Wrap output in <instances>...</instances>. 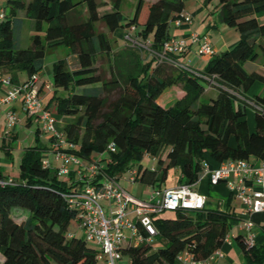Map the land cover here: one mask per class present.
<instances>
[{
  "label": "trees",
  "instance_id": "trees-1",
  "mask_svg": "<svg viewBox=\"0 0 264 264\" xmlns=\"http://www.w3.org/2000/svg\"><path fill=\"white\" fill-rule=\"evenodd\" d=\"M125 1L7 0L10 13L0 23V70L10 73L14 83L18 72L30 79L42 72L50 51L65 48L67 58L53 64L50 102L64 121L63 133L74 144L73 152L86 160L101 155L99 163H105L104 171L111 177L119 179L151 156L159 159V166L140 164L136 181L152 189L167 188L168 171L177 169V185L193 186L201 180L205 161L218 165L264 161V88L252 99L254 106L246 98L255 84L264 87V73L245 68L246 62L264 57V23L258 19L264 14V0H219L214 12L221 23L239 32L240 41L211 57L203 73L159 64L153 53L138 47L115 49L114 43L125 39L127 29L137 30L144 4L137 0L135 14L127 17ZM184 9L183 0H156L136 36L150 40L151 50L161 53L171 38L170 22ZM20 12L35 21V35L31 47L19 50L14 30L24 21ZM100 23L115 36L114 42L98 31ZM69 57L76 59L73 64ZM211 80L218 84V95L202 103ZM177 90L182 97L167 102ZM250 108L256 122L252 132L247 120ZM111 144L115 152L109 151ZM43 152L40 147L27 148L19 182L0 185V264H99L100 250L70 231L72 222L78 221V210L70 208L65 198L71 188L59 181L56 170L43 167ZM17 209L29 214L25 221L12 217ZM235 218L230 204L226 210L205 207L162 214L154 224L164 247L127 244L122 253L130 264H175L184 252L204 261L223 246ZM245 238L238 234L235 240L246 264H264V246L250 247Z\"/></svg>",
  "mask_w": 264,
  "mask_h": 264
},
{
  "label": "built area",
  "instance_id": "built-area-1",
  "mask_svg": "<svg viewBox=\"0 0 264 264\" xmlns=\"http://www.w3.org/2000/svg\"><path fill=\"white\" fill-rule=\"evenodd\" d=\"M5 18V11L0 12V23ZM189 15L180 14L170 22V26L180 27L183 23H191ZM126 34V44L138 47L153 53L159 64L189 69L179 62L189 49L184 39L172 37L164 44L161 53L151 50L152 42L144 41L134 33L136 27H131ZM192 42L198 44L197 54L200 57L215 56L210 38L207 35L195 34ZM176 56V57H175ZM37 76H33L24 84H14L10 76L0 70V84L8 87L7 93L0 97V109L6 108V124L14 128L19 123V117L13 108L16 101L21 102L22 113L31 119H37L42 131L51 135L52 151L56 160L61 164L56 168L58 176L69 177L72 170H76L78 183L73 184L65 198L70 208L78 210V228L87 242H95L100 246L98 260L105 264H121L124 258L122 248L127 244L140 246L152 244L158 237L154 220L166 212L174 211H201L206 206V197L193 190L191 185H177L173 188L152 189L148 198L137 199L130 195L120 184L119 179L109 176L105 166L96 160L87 161L73 152L74 144L67 141L64 133L57 129L58 116L56 107H45L40 99L37 87ZM49 88V86L47 87ZM55 106V105H54ZM115 152L114 144L108 147ZM235 160L219 164L212 168L204 162L202 178H208L212 184L224 182L234 197L241 200L248 213H264V161ZM46 169L54 167L48 160H43ZM127 181L135 182L138 177V168L128 172ZM15 183L0 180V185ZM135 215V220L131 219ZM246 243L254 246V225L246 221ZM228 238V235L226 239ZM222 256L220 251L215 252L207 260L198 261L189 252L179 255L177 260L183 264H210L211 261Z\"/></svg>",
  "mask_w": 264,
  "mask_h": 264
},
{
  "label": "rangeland",
  "instance_id": "rangeland-1",
  "mask_svg": "<svg viewBox=\"0 0 264 264\" xmlns=\"http://www.w3.org/2000/svg\"><path fill=\"white\" fill-rule=\"evenodd\" d=\"M25 1L28 2L30 0H25ZM155 1L156 0H144V4H143V7L141 9V12L139 15V20H138L139 29L143 28V26L146 22L150 7H151L152 3H154ZM183 1L185 2V5L187 6V8H189L191 10L192 9H194V10L198 9L199 7H204L205 5L209 6L210 13L212 14L210 16V18L212 20H216V19L218 20L219 19L218 13L214 12L215 11L214 8H215V6L218 5L219 0H212L211 2H207L208 0H183ZM136 6H137V0H126L123 4L124 14L128 17L133 16L136 12V8H137ZM106 8L108 9L110 7H106ZM0 9L5 11V14L7 16L9 15L10 6L8 5L7 0H0ZM81 12L83 14V17L87 16L86 8H82ZM207 14H208V12H206L205 17L207 16ZM19 17L23 18L24 21H23L21 27H17L14 30V39H15L16 49L20 50V49H27V48L31 47L32 37L35 35V21L27 18L25 16L24 12H20ZM97 28H98L99 32L106 33L108 35V37L111 39V41L114 42L116 40L115 36L113 34H111L110 32H108V29L106 28V26L103 23L98 24ZM45 29H46V25H44V30ZM174 30H175V26L171 25L170 26L171 36L173 35ZM126 33H129V32H126ZM214 37H215V39H217L219 36L217 35V38H216V36H214ZM114 45H115V49H119V48H121L127 44H126V40L124 39V40H120L118 43H114ZM148 56L149 55L146 52L143 53V57L145 59L148 58ZM66 58H67V50L65 48H59L55 51H50L46 56L44 68H43L41 74L39 73L40 81L37 84L38 88L41 87L43 84L45 85L44 86V93L42 96H40V99L42 100L43 104L48 103L54 95L53 86H52V84H53V64L60 59H66ZM201 59L204 61H207L208 57H203ZM67 60L70 64H73L76 59L74 57H69ZM178 60L180 62H183L184 58H182L180 56V57H178ZM263 60H264V57L261 56L260 59L257 60L255 64H253L251 62L246 63L245 68L247 70H249L251 68L257 70V69H259V66ZM207 63L208 62H206L205 66L202 69L197 68V67H193V66L192 67L194 69H196V71H198V73H203L205 71ZM96 64L98 66H100L101 61L98 60ZM103 69H105V70L108 69L107 64L103 65ZM20 77L22 80H26L28 75L26 73H21ZM211 85L215 86L214 83H212ZM48 86H49V88H47ZM170 92L171 91L168 90L163 95L161 100L162 101L165 100L166 96H168L170 94ZM59 94L63 95V91H61ZM201 102L206 103V100L203 99V100H201ZM52 107H55L54 104H52ZM249 111H250L249 116L251 117L253 111L251 108ZM63 127H64V121H61L57 124V129L61 133H63ZM38 129H40V125H39L37 120H34L30 127H27L25 125H19L18 126L17 131L19 133V138L14 143H12L13 160H9L6 157L5 151L0 149V171L3 173V175L5 177H8V178L10 177L12 179H19L20 161H21L23 152L25 151L26 148H29V147L46 148L44 150V152L42 153V157L48 158L50 163L52 164V166L54 168H56V167L58 168V163H56L57 161H54L56 159V157L53 154V152L51 151V147H52V142L50 140L51 135L43 132L38 137V135H37ZM52 156H54V157H52ZM166 156H167V152H164L161 155V157L164 161L166 160ZM140 164H143L145 167H148L150 169L157 168L159 166V159L157 157L146 156L141 162H139L138 164H135L133 166V168H138V166ZM128 172H129V170H126L119 177V181L125 187L126 191L130 195H132L133 197L140 199V200H144V199L148 198V196L150 195L148 192V186L141 184L139 181H135V182L127 181L128 176H129ZM178 175L179 174H178L177 169H170L168 171V178H167V182L165 184V187H167V188L175 187L177 185ZM206 184H208V185H206ZM216 186L224 189V191H226L228 196H229L230 190L228 189V186L226 183L209 184L208 178H202L196 185L193 186L194 191H196L200 194H201V192H203V193H205L206 197L209 198L211 203H210L209 208H207V209H218L219 207H224L223 205L225 204V201L228 199L227 195L223 197V196H221L220 193H218V191L215 190L214 187H216ZM205 187H206V189H205ZM241 203L243 206H245L242 201H241ZM169 214H170V212H166L163 214V216H167ZM28 216H29V214L26 211H22V210L17 209V210H14L12 212V217L17 222L25 221L28 218ZM135 217H136L135 215H131L132 220H135ZM69 229L72 232H76V234L78 236L82 237L83 233L81 232V230L79 231V229H78V221H73ZM89 244L93 247H96L98 250H100V246L97 243L90 242ZM152 244H153L154 248L158 249L160 247H164L166 245V242L162 238L157 237V239H155ZM124 258L126 259L127 262L130 261V258L128 256H124ZM1 261H2V257L0 256V262Z\"/></svg>",
  "mask_w": 264,
  "mask_h": 264
},
{
  "label": "crops",
  "instance_id": "crops-1",
  "mask_svg": "<svg viewBox=\"0 0 264 264\" xmlns=\"http://www.w3.org/2000/svg\"><path fill=\"white\" fill-rule=\"evenodd\" d=\"M1 11H3V10L0 9V12ZM206 12H208V14L205 17ZM182 13L185 15H189L192 18V22L189 24L183 23L180 27H175V30H174L172 37L184 39L189 44L188 51L186 52V54L181 56L182 58H184V61L183 62L179 61V62L188 66L189 68H191L195 72H198V71H196V69H194L193 67H197V68L202 69L205 66L206 62L209 61L210 58H208L207 61H204L201 59L203 57H200L197 54L198 44H194L192 42L193 35H195V34L207 35L210 38L212 47L215 51V55L231 49L233 46H235L240 41L239 32L235 28L229 27V26L221 23L219 19L218 20L217 19L212 20L210 18V16L212 14L210 13L209 6L205 5L204 7H199L198 9H195V10L192 9L191 10V9L187 8V6L185 5V9ZM258 19L261 23H264V14L260 15L258 17ZM138 30H139V27H137V30L134 33L135 35L137 34ZM128 31H129V29L126 30V32H128ZM217 35L219 36L218 38H217ZM214 36H216L217 39H215ZM260 57H259V59H260ZM249 62H251L253 64L256 63V61H249ZM249 62H246V63H249ZM257 70L251 68L248 71L249 72L264 73V60L262 61V63L259 66V69H257ZM1 71L5 75L10 76L12 78V75L10 73H7L6 71H3V70H1ZM21 73H24V72H18L17 73L18 82L14 83V84H16V85L24 84L25 82H27L29 80V77H27L26 80H22L20 77ZM36 76L38 79V81H37V84H38V82L40 81L39 74H37ZM209 82H211V83H209L204 95L201 98V100L204 99V100H206V102H208L212 99H215L218 95V88H217L218 84L215 83L213 80H211ZM212 83H214L215 86H212L211 85ZM44 86L45 85L43 84L41 87H39L40 96H42L44 93ZM263 88H264L263 85L257 83L246 94V98L249 101V103L251 104V106H254L252 99L254 98V96L256 94L261 93L263 91ZM7 91H8V87L0 84V97L4 96L7 93ZM177 91L178 92H173V94L170 95V98L167 102H173L174 100L182 97V95H183L182 92H180L179 90H177ZM161 103H162V100H161ZM52 104L53 103H51L49 101L48 103L44 104V106L47 107V106H50ZM164 104L166 105V103H164ZM13 108L15 109V111L19 117V123L14 128H8V126L6 124V116H5L6 108L0 109V149L5 151L6 157L9 160H13L12 143H14L19 138V133L17 131L18 126L19 125H25L27 127H30L32 125L33 121L37 120L35 118L34 119L28 118L27 116H25L22 113L20 101L14 102ZM251 109L253 111L252 116L251 117L249 116L250 111H248L247 120H248L249 129L252 132L256 128V122H255L254 108H251ZM61 121H62V119L60 117H58V123ZM38 123H39V121H38ZM39 125H40V123H39ZM38 131H39V134H37V135L39 137V135L41 133H43V131L41 129V125H40V129H38ZM42 149L45 150L46 148H42ZM51 151H52V147H51ZM52 157H54V156H52ZM101 158H102L101 155L96 154L93 156L92 160H86V159L85 160L87 161V164H89V162L93 161V160H96L99 162L101 160ZM43 160L49 161L48 158H43ZM54 161H57V160L55 159ZM255 162L260 163V161H258V160H256ZM56 163H58V167L61 164L59 161H57ZM102 164L105 165V163H102ZM209 164L214 165L215 168L218 167V164L216 162H214L213 160ZM56 168H53V170H56ZM0 173L3 175V173L1 171H0ZM3 177H4L3 180L5 182H7V181L8 182L9 181L19 182V179H12L10 177L8 178V177H5L4 175H3ZM58 179L67 188H71L73 184H76L79 181L76 170H74V169L72 170L71 175L69 177L58 176ZM208 181H209V179H208ZM120 184L125 189V187L122 185L121 182H120ZM209 184H210V181H209ZM206 185H208V184H206ZM214 188L216 191H218V193L221 194V196H223V197L226 195L228 196L227 192L224 191V189H222L221 187L216 186ZM205 189H206V187H205ZM151 191H152V188L148 187L149 194L151 193ZM201 195L206 197L205 193H203V192H201ZM210 203L211 202H210L209 198L206 197V206L205 207L209 208ZM228 204H230V207H231L232 211L234 212L236 218L232 222V226H231V230L228 234V238L225 239V243L218 250L222 253V256L215 259L214 261H211L210 264H246L244 254H243L241 248L239 247V245L237 244V242L235 240V237L238 234H242V235L246 236L247 231L243 227L246 221H251L254 225V229H253L254 234H255L254 246H258V247L264 246V213H259V214L248 213L246 207L242 205L241 201L236 199L235 197H231L230 193H229L228 199L225 201V204L223 205L224 207H219L218 209L219 210H226L228 208ZM82 237H83V235H82ZM99 264H105L104 260H100ZM121 264H130V261L127 262L126 259L123 258V260L121 261ZM175 264H183V263L179 260H176Z\"/></svg>",
  "mask_w": 264,
  "mask_h": 264
}]
</instances>
